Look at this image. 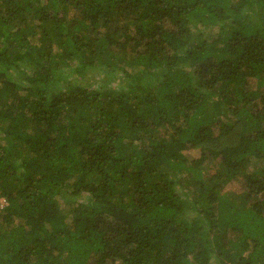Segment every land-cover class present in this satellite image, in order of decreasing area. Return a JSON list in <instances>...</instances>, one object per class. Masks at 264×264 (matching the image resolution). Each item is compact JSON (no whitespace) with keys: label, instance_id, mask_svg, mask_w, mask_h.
I'll return each mask as SVG.
<instances>
[{"label":"trees","instance_id":"trees-1","mask_svg":"<svg viewBox=\"0 0 264 264\" xmlns=\"http://www.w3.org/2000/svg\"><path fill=\"white\" fill-rule=\"evenodd\" d=\"M2 197L0 264H264V0H0Z\"/></svg>","mask_w":264,"mask_h":264},{"label":"rangeland","instance_id":"rangeland-1","mask_svg":"<svg viewBox=\"0 0 264 264\" xmlns=\"http://www.w3.org/2000/svg\"><path fill=\"white\" fill-rule=\"evenodd\" d=\"M206 34H207V36H206V38L207 39H211V38H213V37H217V35L219 34L218 33V28L217 27H215V28H211V29H209L207 32H206ZM114 88H116V87H118V88H120V83H119V81L118 80H113L111 83H110ZM189 153V155H194L195 154V151H190V152H188ZM209 164L210 163H206V165H205V169L207 170V169H210V170H212V169H214V168H211L210 166H209ZM212 171H214V170H212ZM232 184V183H231ZM240 184H238V186H239ZM229 186H231V185H227V187L225 188V190H227V189H229ZM2 203V204H1ZM5 206L6 205V203L4 202V199L3 198H0V208H1V206ZM62 209L64 210V211H66V209L64 208V207H62Z\"/></svg>","mask_w":264,"mask_h":264},{"label":"clouds","instance_id":"clouds-1","mask_svg":"<svg viewBox=\"0 0 264 264\" xmlns=\"http://www.w3.org/2000/svg\"><path fill=\"white\" fill-rule=\"evenodd\" d=\"M4 199V202L6 203V198L5 197H2ZM2 204V203H1ZM3 207V205L1 206V208Z\"/></svg>","mask_w":264,"mask_h":264}]
</instances>
